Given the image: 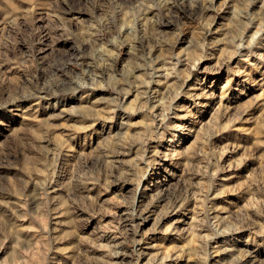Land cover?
<instances>
[{"label":"rangeland","instance_id":"obj_1","mask_svg":"<svg viewBox=\"0 0 264 264\" xmlns=\"http://www.w3.org/2000/svg\"><path fill=\"white\" fill-rule=\"evenodd\" d=\"M0 264H264V0H0Z\"/></svg>","mask_w":264,"mask_h":264}]
</instances>
